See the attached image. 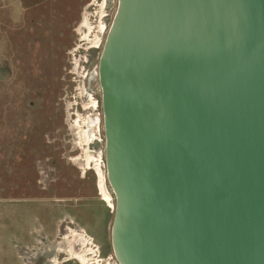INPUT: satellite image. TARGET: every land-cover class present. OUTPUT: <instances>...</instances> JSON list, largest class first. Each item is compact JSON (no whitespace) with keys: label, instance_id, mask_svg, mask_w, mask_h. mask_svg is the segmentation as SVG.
<instances>
[{"label":"water","instance_id":"95a60500","mask_svg":"<svg viewBox=\"0 0 264 264\" xmlns=\"http://www.w3.org/2000/svg\"><path fill=\"white\" fill-rule=\"evenodd\" d=\"M97 76L117 262L264 264V0H118Z\"/></svg>","mask_w":264,"mask_h":264},{"label":"rangeland","instance_id":"374dc122","mask_svg":"<svg viewBox=\"0 0 264 264\" xmlns=\"http://www.w3.org/2000/svg\"><path fill=\"white\" fill-rule=\"evenodd\" d=\"M117 10L118 0H0V264H82L72 245L119 264L97 76ZM78 121L95 128L88 145Z\"/></svg>","mask_w":264,"mask_h":264},{"label":"bare ground","instance_id":"6f19581e","mask_svg":"<svg viewBox=\"0 0 264 264\" xmlns=\"http://www.w3.org/2000/svg\"><path fill=\"white\" fill-rule=\"evenodd\" d=\"M100 28H101L102 33H105L106 28L103 27V26L100 27ZM83 40L92 42L95 45H97L99 43V37H96L94 40H92L91 39V36L89 34H84V39ZM97 121H95V122H97ZM95 122H93V123H95ZM81 123H82V121H78L77 122L78 126H80V140H81V144L88 145V144H90L91 141L95 140L94 139L95 138L94 137L95 136V128L92 125H89L88 124L87 125V128L88 129H85L84 130V128L81 126ZM85 162H86V166H88V167L90 166V164L92 162H97L99 164V165H97V167L100 166V164H101L100 161L94 160V158L91 155H89L88 153L85 154ZM99 175H100V179H101V181H100V189L102 190V194L104 195L105 199L108 202H110L109 197L105 194V189H104V176H103V174L101 172H99ZM76 236H77V234L75 233V235H73L71 237H73L72 239L75 240ZM69 240L73 244L74 241L71 240V239H69ZM73 246L74 245H72L71 247L73 248ZM72 248H71L70 253L73 255V259H75L77 261L80 260L82 262V264H103L102 261H100V260H98L96 258L95 252L92 249H88L87 248V250L83 251L82 253H79V252H76L74 250V248L73 249Z\"/></svg>","mask_w":264,"mask_h":264},{"label":"flooded vegetation","instance_id":"af4514ba","mask_svg":"<svg viewBox=\"0 0 264 264\" xmlns=\"http://www.w3.org/2000/svg\"><path fill=\"white\" fill-rule=\"evenodd\" d=\"M83 251H85V250L83 249ZM94 252L96 253V251H94ZM63 254H65V253H63ZM95 255L97 256L98 259H100V253H98V255L96 253ZM55 260H57V262L53 261V264H69L71 261H73L72 259L69 260L67 256L62 257L61 260H60V258L57 257ZM78 264H81V263L78 261Z\"/></svg>","mask_w":264,"mask_h":264}]
</instances>
